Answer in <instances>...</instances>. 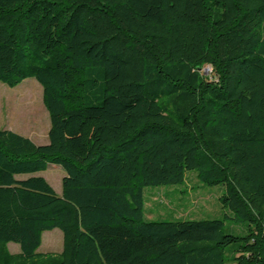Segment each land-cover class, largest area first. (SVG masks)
<instances>
[{
	"label": "trees",
	"instance_id": "obj_1",
	"mask_svg": "<svg viewBox=\"0 0 264 264\" xmlns=\"http://www.w3.org/2000/svg\"><path fill=\"white\" fill-rule=\"evenodd\" d=\"M26 78L48 142L0 129V264H264V0H0V82ZM187 173L242 234L145 217V188Z\"/></svg>",
	"mask_w": 264,
	"mask_h": 264
},
{
	"label": "rangeland",
	"instance_id": "obj_2",
	"mask_svg": "<svg viewBox=\"0 0 264 264\" xmlns=\"http://www.w3.org/2000/svg\"><path fill=\"white\" fill-rule=\"evenodd\" d=\"M202 71L208 74L210 68L206 66ZM30 92L35 94L34 104H25L17 97L20 93ZM0 120H12L14 125L21 126L22 135H28L36 144L42 145L48 142L49 116L42 103V87L34 78H26L14 87L0 82ZM40 174L59 195L61 179L65 175L63 168L60 165L49 164ZM223 191V186L202 185L198 182L195 173H187L181 185L145 188V217L152 220L222 219L224 233L242 234L245 223L232 220L229 210L219 200ZM61 249L62 232L58 228L42 232L37 252L56 253ZM8 250L17 253L20 251L19 245L9 243Z\"/></svg>",
	"mask_w": 264,
	"mask_h": 264
},
{
	"label": "crops",
	"instance_id": "obj_3",
	"mask_svg": "<svg viewBox=\"0 0 264 264\" xmlns=\"http://www.w3.org/2000/svg\"><path fill=\"white\" fill-rule=\"evenodd\" d=\"M0 129H3V130H10L12 132H15V133H18L20 135H22L23 133V128H21V126H17V125H14L12 120H0ZM22 136H25V135H22ZM25 137H28L29 139H31V137H29L28 135H26ZM32 140V139H31ZM41 172H38V173H35L33 175H41L40 174ZM25 177H28V175H17L16 178H25Z\"/></svg>",
	"mask_w": 264,
	"mask_h": 264
}]
</instances>
